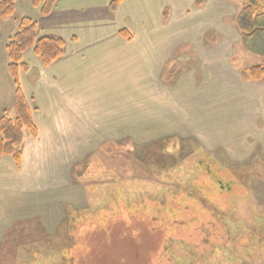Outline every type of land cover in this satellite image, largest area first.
<instances>
[{
  "label": "rangeland",
  "instance_id": "obj_1",
  "mask_svg": "<svg viewBox=\"0 0 264 264\" xmlns=\"http://www.w3.org/2000/svg\"><path fill=\"white\" fill-rule=\"evenodd\" d=\"M112 1L109 12L130 25L118 32L128 51L113 53L129 58L114 57L99 76L84 72L80 96L58 100L40 126L21 79L34 50L23 56L20 86L38 133L24 131L20 163L0 158V264H264V82L241 76L264 59L240 45V6L124 0L113 12ZM24 18L34 21L20 18L11 39ZM53 38L64 55L49 68L33 56L39 70L74 55ZM102 75L104 91L94 84ZM72 111L86 122L71 121ZM4 116L16 117L15 101ZM202 159L219 180L200 176ZM223 169L233 174L229 193L218 186L225 174H214ZM216 219L225 244L205 239Z\"/></svg>",
  "mask_w": 264,
  "mask_h": 264
},
{
  "label": "crops",
  "instance_id": "obj_2",
  "mask_svg": "<svg viewBox=\"0 0 264 264\" xmlns=\"http://www.w3.org/2000/svg\"><path fill=\"white\" fill-rule=\"evenodd\" d=\"M108 1L109 0H58L53 12L48 17H42L38 9L33 8L30 0H19L16 5L14 17L11 19H2L0 23V55L4 53L7 43L16 31L17 21L27 16L36 21L42 36L50 35L63 38L67 41L66 46L72 48L74 51V55L71 59L67 61H65V59L60 63H56L48 70H42L41 67L39 70L40 63L36 57H33L35 55L31 52L33 55L29 58L31 72L22 75L23 78L21 77V79L23 81L22 84L26 97H30L32 100H29V102L36 104L38 108V111L34 114V121L38 126H40L42 121L49 123L53 117H56L55 111L52 108H55L53 104L57 103L58 100L67 103V100L76 99L80 96L79 91L81 87H77H79L81 83L86 84L85 80L88 81V79L81 77L85 75L84 72L88 70L87 75L89 76L90 74L92 77L100 70V74L96 75L99 76L112 64L114 57L120 55L121 59L129 58V54L113 53L117 50L121 52L128 51V43H120L121 40L118 36V32L122 28L128 29L130 25L126 22V14L125 16L122 15L117 18L116 15L114 16L109 12ZM144 23L148 24L146 20L142 21L141 19L140 23L136 25L138 27V24H140L139 28H142V26L144 27ZM4 56L5 61L8 63L6 52L4 55L2 54L3 59ZM108 60L109 64H106ZM1 66L0 112L5 108L11 111V109L14 108L15 101L13 92L14 87L12 79L5 73V65ZM86 67L89 68L84 69ZM42 72L46 73L43 74ZM27 83L28 86L32 85L33 88L38 90L28 91ZM94 84L96 86L101 85L100 89L104 91L106 82L104 81L103 75L101 81L94 82ZM85 92L89 91L85 90ZM109 96L110 98L113 97V95ZM70 105L71 102L68 106ZM38 113L41 114L42 117H39ZM71 113L68 114V116H72L70 118L71 121L80 124L82 120L86 122L87 118H83L84 115L77 116L76 118L73 111ZM79 113L80 111L78 110L76 115H79Z\"/></svg>",
  "mask_w": 264,
  "mask_h": 264
},
{
  "label": "trees",
  "instance_id": "obj_3",
  "mask_svg": "<svg viewBox=\"0 0 264 264\" xmlns=\"http://www.w3.org/2000/svg\"><path fill=\"white\" fill-rule=\"evenodd\" d=\"M19 0H0V18L10 19L15 15L16 4ZM124 0H113L110 9L116 11ZM227 3H234L240 6L239 15L235 21V26L240 35V45L243 50L254 57L264 59V0H221ZM35 8L40 10L43 17L50 15L57 0H32ZM196 5L201 6L202 1L196 0ZM38 26L29 18H24L19 23V28L14 37L10 40L7 46L8 70L13 79L16 88L15 95V112L16 117L10 119L4 116L0 119V158L4 156H12L16 163H20L21 150L24 144V131L28 130L33 136L37 135V129L34 125L31 109L24 97L20 86V73L28 69L23 61L24 54L33 49L36 57L40 60L44 68H49L54 62L62 58L64 55L65 42L59 38L43 37L38 38ZM121 35L130 39L128 32L122 31ZM242 79L245 82H264V65H253L246 68L242 74ZM200 155L202 150H199ZM203 155H201L202 157ZM215 162L206 161L202 159L200 166L203 169V176L205 180L212 181L218 179L213 175L212 168ZM217 167V166H216ZM225 174V179L219 183L221 193L232 192L233 174L227 169L222 172L216 170L214 174ZM228 175V177H226ZM215 177V178H214ZM219 180V179H218ZM197 182L194 181V184ZM199 185V184H197ZM211 186V185H210ZM214 193L213 191H211ZM194 195V193H192ZM231 195V194H230ZM212 205L213 202L210 201ZM214 205V204H213ZM229 211V210H228ZM207 223L210 226V236L208 242L225 244L226 231L218 222ZM216 227V228H215ZM215 228V229H214ZM214 229V230H213ZM233 235L234 232H230ZM233 233V234H232ZM203 245V243H201ZM208 249V245H203Z\"/></svg>",
  "mask_w": 264,
  "mask_h": 264
}]
</instances>
